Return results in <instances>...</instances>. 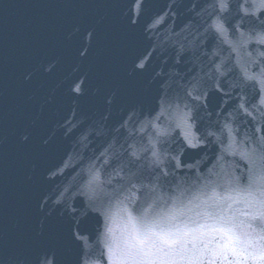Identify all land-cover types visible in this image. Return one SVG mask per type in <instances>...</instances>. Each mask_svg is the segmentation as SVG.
I'll return each instance as SVG.
<instances>
[{
  "label": "clouds",
  "instance_id": "obj_1",
  "mask_svg": "<svg viewBox=\"0 0 264 264\" xmlns=\"http://www.w3.org/2000/svg\"><path fill=\"white\" fill-rule=\"evenodd\" d=\"M125 2L120 19L134 29ZM194 14L201 26L191 33L189 46L206 33L216 41L210 52H201L207 57L201 71L185 81L178 69H155L146 85L157 89L153 108L135 103L121 108L115 121L116 91L105 98L102 115L88 116L80 108V97L100 93L88 85L89 73L81 74L96 28L77 25L68 33L69 38L79 33L81 42L58 85L71 97L70 108L43 141L49 144L63 129L67 146L43 174L47 187L39 198L36 235H44L46 220L55 212L70 223V237L25 253L6 250L8 230H2L0 264H264V0H204ZM167 15L146 22L144 36L150 38ZM184 50L180 45L177 64ZM151 55H137L128 75L147 71ZM60 65L59 56L41 60L23 80L52 74ZM213 92L223 96L210 104ZM250 92L258 93L251 104ZM228 98L236 103L224 112ZM110 121L111 131H126L123 141L118 144L113 136L85 160L90 137L107 134ZM82 124L84 132L70 139ZM30 136L25 128L18 141ZM7 139L0 136V150ZM35 173L33 164L27 179L35 182ZM20 226L16 220L11 230Z\"/></svg>",
  "mask_w": 264,
  "mask_h": 264
},
{
  "label": "water",
  "instance_id": "obj_2",
  "mask_svg": "<svg viewBox=\"0 0 264 264\" xmlns=\"http://www.w3.org/2000/svg\"><path fill=\"white\" fill-rule=\"evenodd\" d=\"M193 4H195V10H199L204 6V0L147 1L120 90L113 121L119 118V110L121 108L130 107L135 103H143L149 110L153 108L152 101L153 97L157 94V89L155 85L150 87H146V85L155 69L161 66L164 67L165 72L169 68L178 69L185 81L190 80L198 71H201V65H204L207 61V57H202L201 52L205 50L210 52L215 46L216 41L213 34L206 33L197 39L192 46H189L191 33L194 30L199 31V27L201 26L200 19L194 14ZM165 12L168 15L164 23L156 29L151 30L149 33L150 38L145 37L143 34L145 23L150 21L154 16ZM185 24H190V27L187 31L181 32L180 30ZM177 33L180 34L177 35ZM180 45H183L185 50L180 56V63L177 64L175 60ZM148 52L152 53L148 61V70L136 72L132 76H129L128 69L134 63L135 57L139 54H147ZM165 59H167L166 63H164ZM176 79H180V77H173V80ZM235 91H238V89ZM235 91L232 93V97H235ZM257 95L258 93H249L250 104L255 102ZM222 96V93L213 92L209 103L215 104ZM228 99L229 102L223 108L224 112L231 109L236 103V99ZM216 106L219 107L218 104ZM251 123L249 120L248 125L250 126ZM113 136L117 137V143L119 144L126 136V131L122 129L119 132H113L110 129L108 141Z\"/></svg>",
  "mask_w": 264,
  "mask_h": 264
}]
</instances>
